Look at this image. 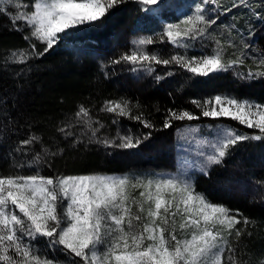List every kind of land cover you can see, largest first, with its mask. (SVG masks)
Wrapping results in <instances>:
<instances>
[{
  "label": "snow or ice",
  "instance_id": "1",
  "mask_svg": "<svg viewBox=\"0 0 264 264\" xmlns=\"http://www.w3.org/2000/svg\"><path fill=\"white\" fill-rule=\"evenodd\" d=\"M127 0H0V14L9 16L14 28L27 34L28 47L12 50L7 63L25 65L49 53L62 34L85 25L103 24L111 12ZM144 12H159L165 0H133ZM264 9V0H257ZM240 6L251 7L249 0H194L190 14L177 22L166 23L162 32L132 41L130 51L122 53L112 64L127 63L132 71L148 75L155 66H177L192 76L208 77L246 67L237 72L245 81L264 79V55L253 57L247 64L249 42L256 34L249 22L247 39L237 42L236 24H219L221 15ZM209 13H216L214 17ZM252 18L264 25V11L252 10ZM235 20L236 17H233ZM221 29L219 34L214 29ZM159 39L176 49L165 58L150 52L147 46ZM211 43V52L188 55L197 42ZM42 46V47H40ZM168 72L167 75H172ZM159 82L163 76H155ZM200 116L188 110L168 109L163 128L173 121H194L200 117L227 118L252 134L240 133L232 127L218 129L215 141H205L198 154L202 158L198 171L207 176L209 169L222 165L233 149L244 142L264 143V104L215 95L191 101ZM137 102L129 99H107L100 112L111 114L112 124L119 118L139 122L146 129L155 125L147 119ZM79 127L77 134L75 129ZM107 125L80 105L74 120L58 128L70 146L97 144L104 148L136 149L148 140L143 136L121 133L104 134ZM198 132V129H191ZM39 145V151L33 146ZM30 149V160L16 162V168H35L33 174L0 175V264H250L241 260L237 246L252 235L254 221L238 210L213 203L196 190L195 183L183 175L151 177L132 174L103 173L76 175H43L40 166L52 167V161L65 149L46 144L43 137L31 133L19 142L17 152ZM264 186V180H257ZM44 239L47 247L61 252L64 259L42 254L37 243ZM255 264H264V255Z\"/></svg>",
  "mask_w": 264,
  "mask_h": 264
},
{
  "label": "trees",
  "instance_id": "2",
  "mask_svg": "<svg viewBox=\"0 0 264 264\" xmlns=\"http://www.w3.org/2000/svg\"><path fill=\"white\" fill-rule=\"evenodd\" d=\"M193 3L194 0H165L161 11L144 12L133 0H127L114 9L103 24L69 30L62 34L49 53L25 65L7 63L6 59L12 50L28 47V42L23 39L27 29L17 30L8 15L0 14V175H29L37 170L14 167L16 162L30 160L32 150L25 149L21 153L16 148L31 133L42 136L53 150L57 146L65 149L62 156L52 161L51 168L47 165L39 167L41 174L76 175L178 170L189 144L187 135L210 139L216 136L213 129L221 125L232 126L238 131L239 124L227 118L201 116L194 121H173L172 127L167 129L163 128V121L168 109L188 110L200 116L201 110L191 101L215 95L264 104V79L245 81L236 75L237 72H247L246 67L198 77L177 66H155V72L148 75L143 71L133 72L132 65L127 63H111L132 49L133 40L155 36L162 32L166 23L177 22L181 9L191 7ZM249 4L251 7L240 6L221 15L218 25L235 23L237 42L241 35L247 39L249 22L255 25L256 34L249 41L255 51L249 49L246 60L250 65L253 57L264 55V25L255 18L250 21V17L253 9H264L257 0H249ZM209 15L214 17L216 13ZM214 29L218 34L221 31L217 26ZM195 46L207 53L212 48L208 41L203 45L197 42ZM147 49L165 58L184 51L159 39ZM168 72L173 74L169 76ZM157 75L164 79L157 82L154 79ZM121 97L133 104L138 102L140 109L137 111H142L155 128L146 129L139 122L127 118H119V124H112L114 117L99 111L105 100ZM80 105L90 108L93 117L107 125L103 130L106 135L115 136L119 130L135 136L151 132V136L136 149H106L97 144L73 148L58 128L74 120ZM245 129L248 134L254 131ZM75 131L79 134L80 128ZM33 148L39 151L40 146ZM198 169L192 171L198 192L205 194L213 203L238 210L254 221L255 226L249 229L252 235L241 239L237 251L244 253L241 260L255 264L257 258L264 255V186L256 183L264 180V143L250 141L238 145L222 165L212 166L207 176ZM37 247L42 254L64 259L61 252L47 247L44 239L37 243Z\"/></svg>",
  "mask_w": 264,
  "mask_h": 264
},
{
  "label": "rangeland",
  "instance_id": "3",
  "mask_svg": "<svg viewBox=\"0 0 264 264\" xmlns=\"http://www.w3.org/2000/svg\"><path fill=\"white\" fill-rule=\"evenodd\" d=\"M224 3H229L231 2V0H223ZM190 8L191 7H187L185 6L184 8L181 9V11L179 12V17L182 18L183 15L185 14H190ZM176 21H171L168 23H173ZM203 54H207V52H205L203 49H200L196 46L190 48L188 50V55H203ZM250 101V100H249ZM254 102V101H253ZM258 103V102H256ZM232 127V126H225V125H221V127ZM213 129L214 132H216V136L212 137V138H206V137H195L192 134L187 135V138L189 140V144L188 147L186 149V155H184L183 158V163L182 165L178 168V170H174V171H154V170H144V171H130V172H126V173H103V174H109V175H122V174H132V175H141V176H151V177H168L171 175H183L185 178H190L193 181V170L197 167L201 166V160L202 158L199 156V152L201 150H205L203 148L204 142L205 141H215V139L217 138V133H218V129ZM238 132L240 133H247L246 129L244 126L239 125L238 127ZM194 136V137H193ZM191 138H193L191 140Z\"/></svg>",
  "mask_w": 264,
  "mask_h": 264
}]
</instances>
